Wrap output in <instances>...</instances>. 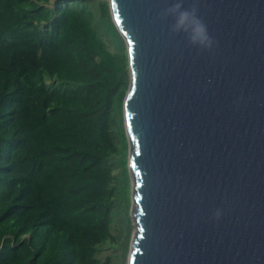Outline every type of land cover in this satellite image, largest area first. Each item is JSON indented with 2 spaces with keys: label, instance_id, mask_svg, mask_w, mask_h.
Here are the masks:
<instances>
[{
  "label": "water",
  "instance_id": "95a60500",
  "mask_svg": "<svg viewBox=\"0 0 264 264\" xmlns=\"http://www.w3.org/2000/svg\"><path fill=\"white\" fill-rule=\"evenodd\" d=\"M107 1L130 71L129 264H264V0H198L210 53L158 18L173 0Z\"/></svg>",
  "mask_w": 264,
  "mask_h": 264
},
{
  "label": "trees",
  "instance_id": "16d2710c",
  "mask_svg": "<svg viewBox=\"0 0 264 264\" xmlns=\"http://www.w3.org/2000/svg\"><path fill=\"white\" fill-rule=\"evenodd\" d=\"M129 84L107 0H0V264H112Z\"/></svg>",
  "mask_w": 264,
  "mask_h": 264
},
{
  "label": "clouds",
  "instance_id": "9594fccd",
  "mask_svg": "<svg viewBox=\"0 0 264 264\" xmlns=\"http://www.w3.org/2000/svg\"><path fill=\"white\" fill-rule=\"evenodd\" d=\"M159 19H172L170 32L183 35L187 45L198 52H212L217 41L209 33L208 26L199 15L198 0H192L190 7H185V0H173L169 7L159 13ZM222 209L213 212L212 219L217 222L222 218Z\"/></svg>",
  "mask_w": 264,
  "mask_h": 264
},
{
  "label": "rangeland",
  "instance_id": "374dc122",
  "mask_svg": "<svg viewBox=\"0 0 264 264\" xmlns=\"http://www.w3.org/2000/svg\"><path fill=\"white\" fill-rule=\"evenodd\" d=\"M125 147H126L125 143L122 142V152L124 155L126 152ZM129 152H130V148L128 143V156H127L128 160H129ZM127 168H128V163H127ZM118 183L121 192H123L122 194H124L123 196L120 195L121 197L120 200L124 199L123 202L124 206L119 208L115 218V222H114L115 227L113 229V235L115 240L109 241L103 246L102 251L100 253V257L103 259L107 257H111V259L113 260L112 264H129L132 241L137 233V225L133 216L134 204L132 203V193H133L132 191H133L134 181H133L132 173L129 171V168H128V173H125L123 171L121 172V174H119ZM129 188H130V194L128 193ZM129 199L131 203H130V209L128 211ZM130 235L131 238H130L128 250L125 252L124 255L125 249H123L122 244L126 239H128V237H130Z\"/></svg>",
  "mask_w": 264,
  "mask_h": 264
}]
</instances>
